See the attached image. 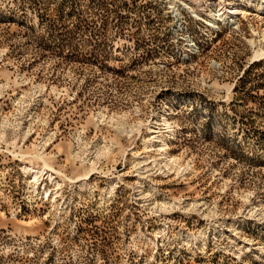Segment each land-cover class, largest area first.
I'll return each mask as SVG.
<instances>
[{
    "label": "rangeland",
    "instance_id": "rangeland-1",
    "mask_svg": "<svg viewBox=\"0 0 264 264\" xmlns=\"http://www.w3.org/2000/svg\"><path fill=\"white\" fill-rule=\"evenodd\" d=\"M261 52L245 1L0 0V264H264Z\"/></svg>",
    "mask_w": 264,
    "mask_h": 264
},
{
    "label": "bare ground",
    "instance_id": "bare-ground-1",
    "mask_svg": "<svg viewBox=\"0 0 264 264\" xmlns=\"http://www.w3.org/2000/svg\"><path fill=\"white\" fill-rule=\"evenodd\" d=\"M238 1H245V3L248 6L255 8L257 11H264V0H238ZM182 6H186V8H189L187 6H190V4L183 2ZM235 14H236L235 8L227 9L225 12H223V9L220 8L211 12V14L208 15V17L205 19L198 16L197 18L203 21L204 23L209 24L210 26L217 23L218 21L221 22L229 21V19H231ZM259 56H264V52H261Z\"/></svg>",
    "mask_w": 264,
    "mask_h": 264
}]
</instances>
